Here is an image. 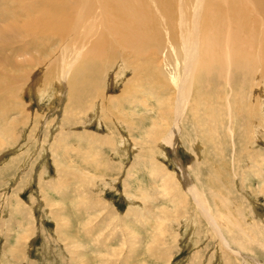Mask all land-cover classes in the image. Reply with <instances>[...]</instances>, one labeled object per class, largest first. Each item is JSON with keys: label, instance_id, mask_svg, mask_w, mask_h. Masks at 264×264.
<instances>
[{"label": "rangeland", "instance_id": "374dc122", "mask_svg": "<svg viewBox=\"0 0 264 264\" xmlns=\"http://www.w3.org/2000/svg\"><path fill=\"white\" fill-rule=\"evenodd\" d=\"M117 72L105 88H120ZM51 81L13 105L11 134L0 121V264H79L78 242L89 264H264V88L236 87L209 120H182L169 147L171 91L108 119Z\"/></svg>", "mask_w": 264, "mask_h": 264}, {"label": "bare ground", "instance_id": "6f19581e", "mask_svg": "<svg viewBox=\"0 0 264 264\" xmlns=\"http://www.w3.org/2000/svg\"><path fill=\"white\" fill-rule=\"evenodd\" d=\"M111 70L122 74L120 88H105L102 77ZM51 80L67 87L78 110L87 109L89 99L90 110H106L108 119L118 114L110 109L126 108L137 95H148L136 103L146 105L156 94L171 91L165 115L173 126L163 140L170 147L182 120L212 117V105L232 97L236 87L264 88V0H0L4 134L16 128L7 119L13 105L25 104L26 91ZM113 91L117 94H108ZM20 111L23 123L30 113ZM191 180L185 181L187 192L209 215ZM54 218L59 227H69ZM67 238L74 242L72 235ZM77 247L74 258L89 264L85 251L90 249L79 242Z\"/></svg>", "mask_w": 264, "mask_h": 264}, {"label": "crops", "instance_id": "0c3cea01", "mask_svg": "<svg viewBox=\"0 0 264 264\" xmlns=\"http://www.w3.org/2000/svg\"><path fill=\"white\" fill-rule=\"evenodd\" d=\"M83 201V200H82ZM86 202H88V201H86ZM89 202H91V201H89Z\"/></svg>", "mask_w": 264, "mask_h": 264}]
</instances>
